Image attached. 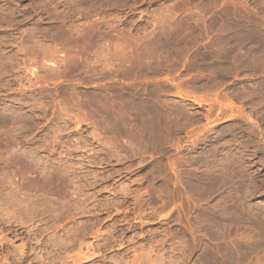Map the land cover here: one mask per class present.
<instances>
[{
  "label": "rangeland",
  "instance_id": "1",
  "mask_svg": "<svg viewBox=\"0 0 264 264\" xmlns=\"http://www.w3.org/2000/svg\"><path fill=\"white\" fill-rule=\"evenodd\" d=\"M0 264H264V0H0Z\"/></svg>",
  "mask_w": 264,
  "mask_h": 264
},
{
  "label": "bare ground",
  "instance_id": "2",
  "mask_svg": "<svg viewBox=\"0 0 264 264\" xmlns=\"http://www.w3.org/2000/svg\"><path fill=\"white\" fill-rule=\"evenodd\" d=\"M141 100H142V99H141ZM141 106H142V105H141ZM142 107H143V106H142ZM142 107H141V108H142ZM148 107H149V106H148ZM143 108H144V107H143ZM145 110H147V109L145 108ZM157 110H158V109H157ZM147 111H149V110H147ZM152 111H153V110H152ZM164 111H165V110H164ZM160 112H161V111H160ZM155 115H156V114H155ZM157 119H158V118H157Z\"/></svg>",
  "mask_w": 264,
  "mask_h": 264
}]
</instances>
